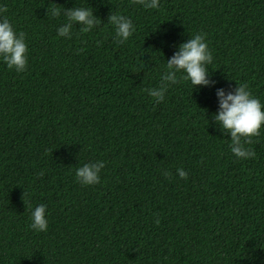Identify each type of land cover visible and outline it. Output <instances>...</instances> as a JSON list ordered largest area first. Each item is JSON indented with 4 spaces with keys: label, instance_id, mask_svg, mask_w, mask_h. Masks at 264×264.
Instances as JSON below:
<instances>
[{
    "label": "trees",
    "instance_id": "obj_1",
    "mask_svg": "<svg viewBox=\"0 0 264 264\" xmlns=\"http://www.w3.org/2000/svg\"><path fill=\"white\" fill-rule=\"evenodd\" d=\"M53 3L91 7L101 25L59 36L66 17L46 15ZM0 6L28 46L23 72L0 59V264H264V125L245 145L256 157L238 159L213 119L220 88L247 83L264 104V0ZM113 13L134 24L124 43L107 21ZM199 32L214 83L170 85L155 103L145 89ZM96 161L101 183L80 184L76 169ZM39 204L46 232L29 227Z\"/></svg>",
    "mask_w": 264,
    "mask_h": 264
},
{
    "label": "clouds",
    "instance_id": "obj_2",
    "mask_svg": "<svg viewBox=\"0 0 264 264\" xmlns=\"http://www.w3.org/2000/svg\"><path fill=\"white\" fill-rule=\"evenodd\" d=\"M132 4L142 5L145 9H158L160 0H131ZM7 6H0V13H6ZM66 17V22L57 29L59 36L71 38L74 24H79L81 32H90L94 27L101 25V20L96 16L91 7L64 8L53 3L47 8L46 15L59 18L61 14ZM107 21L114 26L117 43H124L130 38L135 27L131 18L113 13ZM26 34L17 32L7 16L0 17V59L9 69L17 73L26 69L28 62V46L25 41ZM206 33L194 34L186 42L180 43L178 50L166 60V71L161 75L158 87L145 89L148 95L154 98L155 103L164 102L165 93L170 85L182 81H190L193 88L208 86L214 81L209 79L208 67L212 64L213 54L206 41ZM101 42L97 41L99 45ZM82 51L78 49L77 52ZM178 74L179 78H178ZM219 109L213 119L223 132L230 133L231 152L238 159L255 158L256 152L245 145L253 143V137L260 136V129L264 125V104L255 97L247 83L237 84L234 91L225 92L223 88L217 89ZM52 152V150H51ZM105 167L103 161L89 162L76 169L75 176L82 185H96L101 183L100 172ZM181 179L187 180L188 173L183 168L177 169ZM43 176V172L38 173ZM162 175L171 179V172L164 170ZM31 207V206H29ZM160 223L157 216L154 221ZM29 227L37 232H46L48 229L47 205L39 204L31 210V223Z\"/></svg>",
    "mask_w": 264,
    "mask_h": 264
}]
</instances>
